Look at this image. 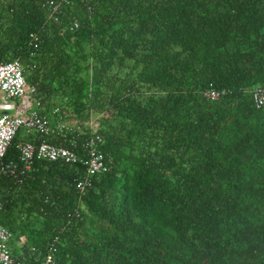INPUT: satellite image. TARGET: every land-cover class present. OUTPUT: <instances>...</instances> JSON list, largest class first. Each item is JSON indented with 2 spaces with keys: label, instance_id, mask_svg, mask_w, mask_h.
Instances as JSON below:
<instances>
[{
  "label": "trees",
  "instance_id": "trees-1",
  "mask_svg": "<svg viewBox=\"0 0 264 264\" xmlns=\"http://www.w3.org/2000/svg\"><path fill=\"white\" fill-rule=\"evenodd\" d=\"M42 2L0 0V62L19 59L63 121L98 117L113 163L85 190L81 163L38 160L18 186L0 178L13 255L264 264V107L252 98L264 87V0H69L57 19ZM91 135L48 138L85 154ZM24 140L5 163L22 166Z\"/></svg>",
  "mask_w": 264,
  "mask_h": 264
},
{
  "label": "built area",
  "instance_id": "built-area-1",
  "mask_svg": "<svg viewBox=\"0 0 264 264\" xmlns=\"http://www.w3.org/2000/svg\"><path fill=\"white\" fill-rule=\"evenodd\" d=\"M43 6L49 9L50 18H58L62 7L69 0H42ZM78 27L79 23L75 22ZM33 40L39 41V37L33 34ZM0 177H10L19 185L22 177L35 168L38 160L50 162H65L68 164H83L86 166L83 178L78 182L81 190L90 186L95 175L111 169L112 156L103 150L104 137L97 129L91 130L92 135L83 143L85 154L53 143L48 136L59 131L66 136L70 131L81 130V126L66 124L64 121L58 124L54 131L51 119L44 114L42 102L30 94L26 71L19 59L0 62ZM210 100H217L221 92L211 88L203 92ZM253 101L257 108L264 107V87H257L252 93ZM38 100V101H37ZM37 109H34V104ZM58 110H55L58 113ZM62 118V117H61ZM68 126V127H67ZM22 127L33 129L39 133L38 142L21 141L17 144L20 152L22 166L8 163L3 160L9 148L12 146L18 131ZM3 202L0 200V209ZM13 239L12 232L0 222V264H30L23 263L14 258L10 249ZM37 264H55L53 256H45Z\"/></svg>",
  "mask_w": 264,
  "mask_h": 264
},
{
  "label": "crops",
  "instance_id": "crops-1",
  "mask_svg": "<svg viewBox=\"0 0 264 264\" xmlns=\"http://www.w3.org/2000/svg\"><path fill=\"white\" fill-rule=\"evenodd\" d=\"M27 74V73H26ZM29 84V83H28ZM29 88H30V94L33 96V97H35V98H37L38 100H40L42 103H43V100H42V96L41 95H39V94H36L35 92H33L32 91V89H31V85L29 84ZM0 98H1V94H0ZM37 100V101H38ZM37 105H36V103L34 104V107H36ZM55 110H58V107H56V106H54V107H52L50 110H46V107L44 108V110L43 111H45V112H48L47 114L51 117L50 119H51V123H52V125H55L56 127L58 126V124L60 123V122H62L63 121V118H61L60 117V114L58 113V116H55V114H56V112H55ZM81 118H83L81 115H79V112L77 113H75L74 114V118H65L64 119V123H66V124H75V125H77V126H81L82 127V129H81V131H82V133H86V132H88V131H90V130H93V128L96 126V125H98V123H99V121H98V117H96V116H93V115H91L90 117H89V119L87 118V119H85V120H82V121H80L79 119H81ZM68 127V126H67ZM28 131H22L21 132V134H20V136H21V138H23V139H25V140H28V139H30V140H36V138H37V136H36V132L33 130V129H30V128H27V127H25ZM87 129H89V130H87ZM70 132H72V131H70ZM51 141H52V139H50ZM2 178V177H1ZM16 186H18L17 184H16Z\"/></svg>",
  "mask_w": 264,
  "mask_h": 264
},
{
  "label": "clouds",
  "instance_id": "clouds-1",
  "mask_svg": "<svg viewBox=\"0 0 264 264\" xmlns=\"http://www.w3.org/2000/svg\"><path fill=\"white\" fill-rule=\"evenodd\" d=\"M27 78V77H26ZM28 82V81H27ZM221 97V96H220ZM252 98H253V96H252ZM220 99V98H219ZM255 104V103H254ZM256 106V105H255ZM98 121H99V119H98ZM100 126V121H99V123H98V125H96L94 128H93V130L94 129H97V130H99V127ZM103 144H104V142H103ZM2 177H5V176H2ZM1 178V177H0ZM7 228V227H6ZM13 234V233H12ZM12 241V240H11ZM11 243V242H10ZM11 246V245H10ZM11 253H12V256L14 257V258H16V259H18V260H20L18 257H15L14 255H13V252H12V250H11Z\"/></svg>",
  "mask_w": 264,
  "mask_h": 264
},
{
  "label": "rangeland",
  "instance_id": "rangeland-1",
  "mask_svg": "<svg viewBox=\"0 0 264 264\" xmlns=\"http://www.w3.org/2000/svg\"><path fill=\"white\" fill-rule=\"evenodd\" d=\"M36 105H37V104H36ZM34 109H37V106L34 107ZM43 110H44V107H43ZM22 131H28V130H27L25 127H22V128H20V130L18 131V135H20ZM18 135H17V136H18ZM24 141H28V140H24Z\"/></svg>",
  "mask_w": 264,
  "mask_h": 264
}]
</instances>
